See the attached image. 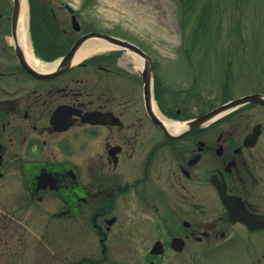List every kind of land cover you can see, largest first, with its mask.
Wrapping results in <instances>:
<instances>
[{
  "label": "flooded vegetation",
  "instance_id": "flooded-vegetation-1",
  "mask_svg": "<svg viewBox=\"0 0 264 264\" xmlns=\"http://www.w3.org/2000/svg\"><path fill=\"white\" fill-rule=\"evenodd\" d=\"M48 1L28 0L32 20L34 5L44 14L36 12L24 40L15 0H0V193L9 195L0 200L2 219L15 223L29 208L58 224L71 218L106 260L264 264L263 244L255 247L264 240V104L189 129L185 121L241 95L208 106L202 90L191 91L197 83L181 86L159 57L126 51L60 67L96 28L64 0ZM145 67L153 71L149 98ZM251 88L242 95L264 96V79Z\"/></svg>",
  "mask_w": 264,
  "mask_h": 264
},
{
  "label": "rangeland",
  "instance_id": "rangeland-1",
  "mask_svg": "<svg viewBox=\"0 0 264 264\" xmlns=\"http://www.w3.org/2000/svg\"><path fill=\"white\" fill-rule=\"evenodd\" d=\"M64 1L81 6L84 0ZM37 2L51 5L48 0ZM85 2L82 18L94 19L99 28L118 31L140 42L161 59L162 66H171L170 76L180 80L181 86L191 84L185 82L187 72L191 77L200 74L191 91L202 90L208 106L222 101L225 93L242 95L264 79V0ZM55 7L62 10L59 14L67 17L63 26L70 25L68 12ZM42 9L37 6L34 12L43 15ZM38 17H35L37 25ZM205 22L207 24L203 25ZM186 57L193 58V70L191 67L179 70L178 67H187L186 62H182ZM8 196L0 193V200L8 202ZM4 210L0 209V264H137L139 259L112 256L106 260L94 256L93 236L87 231L78 234L76 222L71 218L67 219L68 223L58 224L63 220L51 222L48 214L29 208L22 219L11 223L2 219ZM261 243L264 246V240H257L255 247L263 248ZM95 260L101 261L96 263Z\"/></svg>",
  "mask_w": 264,
  "mask_h": 264
},
{
  "label": "water",
  "instance_id": "water-1",
  "mask_svg": "<svg viewBox=\"0 0 264 264\" xmlns=\"http://www.w3.org/2000/svg\"><path fill=\"white\" fill-rule=\"evenodd\" d=\"M15 7H16V17L18 19V16L20 14L21 8H22V0H15ZM74 25H78V21L74 18ZM99 38L101 40H103L104 42L114 46V47H118V48H123V49H128L130 51L135 52L136 54L145 57V58H149V55L144 52L142 49H140L139 47H137L136 45L128 42L127 40L112 36V35H108V34H104V33H100V32H93L91 34H88L82 38H80L72 47V49L69 51V53L60 61L59 66L60 67H67L70 65L71 60L74 58L77 50L81 47V45L84 43V41H86L89 38ZM63 69V68H62ZM151 68H147L144 72V77L146 79V92H147V96L149 98V96L151 95V86H150V81H151ZM248 102H260V103H264V97L261 94H250L244 97H240L237 98L235 100H232L224 105H221L217 108H215L214 110L200 116L197 119H194L192 121H190L189 123H187L189 129L191 128H195L200 126L201 124L210 122L216 118H218L219 116L233 110L234 108L246 104ZM154 119L160 123L161 125L164 124L163 121L156 117L153 116Z\"/></svg>",
  "mask_w": 264,
  "mask_h": 264
},
{
  "label": "bare ground",
  "instance_id": "bare-ground-1",
  "mask_svg": "<svg viewBox=\"0 0 264 264\" xmlns=\"http://www.w3.org/2000/svg\"><path fill=\"white\" fill-rule=\"evenodd\" d=\"M29 23H30V14H29L28 6L26 2H23L21 14H20V24H19L20 29L19 30L24 40H26ZM110 48H112V46L107 44L104 41H101L96 38L89 39L77 50L76 55L74 57V62H78L82 59L92 56L93 54L99 51L107 50ZM167 124L169 128L174 129V130L180 128V125L178 123L168 122Z\"/></svg>",
  "mask_w": 264,
  "mask_h": 264
},
{
  "label": "trees",
  "instance_id": "trees-1",
  "mask_svg": "<svg viewBox=\"0 0 264 264\" xmlns=\"http://www.w3.org/2000/svg\"><path fill=\"white\" fill-rule=\"evenodd\" d=\"M206 24H207V22L203 23V25H206ZM202 34H204V33H202Z\"/></svg>",
  "mask_w": 264,
  "mask_h": 264
}]
</instances>
